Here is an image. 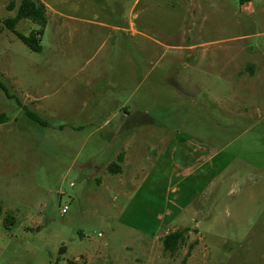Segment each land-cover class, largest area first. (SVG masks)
<instances>
[{
    "label": "rangeland",
    "instance_id": "obj_1",
    "mask_svg": "<svg viewBox=\"0 0 264 264\" xmlns=\"http://www.w3.org/2000/svg\"><path fill=\"white\" fill-rule=\"evenodd\" d=\"M21 1L0 0V264H264V0H34L40 53L5 25ZM126 146L147 181L99 186Z\"/></svg>",
    "mask_w": 264,
    "mask_h": 264
},
{
    "label": "trees",
    "instance_id": "obj_2",
    "mask_svg": "<svg viewBox=\"0 0 264 264\" xmlns=\"http://www.w3.org/2000/svg\"><path fill=\"white\" fill-rule=\"evenodd\" d=\"M13 8L14 5L12 4L11 9ZM23 21H29L33 23V25L39 26L42 30L37 33L32 32L30 36H25L16 30L17 25ZM5 25L7 29L14 33L17 38L23 44H25L31 51L36 53H40L42 51L39 38H41L43 34V29L47 25L46 7L44 6V4L36 2L34 0H22L15 16L11 19H7L5 21ZM0 90H2L9 99H15V97L9 95L6 86L2 82H0ZM23 109L31 120L37 122L42 126L47 125L46 122H44L37 114L31 112L27 107L24 106ZM8 121L9 120L6 114H0V126L6 124ZM120 162L122 163L123 160L121 159ZM120 171V166L109 167V172L113 174H117ZM185 234L186 232L184 231H176L174 233L168 234L163 240V248L165 252L170 253L172 255L176 254V252L179 251L180 247L186 241ZM70 264L76 263L70 262Z\"/></svg>",
    "mask_w": 264,
    "mask_h": 264
},
{
    "label": "crops",
    "instance_id": "obj_3",
    "mask_svg": "<svg viewBox=\"0 0 264 264\" xmlns=\"http://www.w3.org/2000/svg\"><path fill=\"white\" fill-rule=\"evenodd\" d=\"M121 130L122 128H118L108 132L104 137L101 138L102 141L113 142L116 136L121 133ZM165 152V149H161L159 153L160 157L165 154ZM114 157H116V159L119 161L121 159L123 160L121 163V171L117 174H113L109 172L110 165H106L103 169L104 171L102 172L103 176H99L96 179L99 186L111 190L112 185L115 183L121 190L124 191V189L126 190L127 187L135 188V186H137L138 182L141 180V177L143 178L144 182L147 181L150 171L148 170L149 167L144 164L147 163L148 165V163L152 162V159L151 154H147L144 147L139 148L137 151L135 149L132 151L131 147L126 146L122 149V151L115 153ZM174 191H176V189H174ZM126 195H130V193L127 192ZM130 230L133 231L132 229ZM174 232H176V230H174ZM168 234H170V232H166L161 237H156L157 242L163 244V240Z\"/></svg>",
    "mask_w": 264,
    "mask_h": 264
},
{
    "label": "built area",
    "instance_id": "obj_4",
    "mask_svg": "<svg viewBox=\"0 0 264 264\" xmlns=\"http://www.w3.org/2000/svg\"><path fill=\"white\" fill-rule=\"evenodd\" d=\"M66 212H67V208H66V209H64V211H63V214H66Z\"/></svg>",
    "mask_w": 264,
    "mask_h": 264
}]
</instances>
